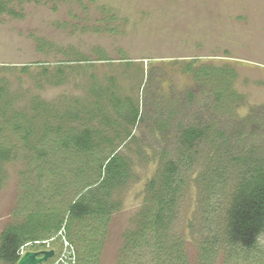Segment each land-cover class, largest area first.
I'll return each mask as SVG.
<instances>
[{
    "label": "rangeland",
    "instance_id": "374dc122",
    "mask_svg": "<svg viewBox=\"0 0 264 264\" xmlns=\"http://www.w3.org/2000/svg\"><path fill=\"white\" fill-rule=\"evenodd\" d=\"M4 3L0 145L11 155L0 161V235L23 222L36 235L63 220L76 243L64 230L62 239L35 247L70 245L76 258L77 251L89 259L96 248V264H169L152 244L137 256L125 246L139 231L138 212L153 206L145 200L150 180L173 160V218L153 237L180 246L176 264H264V235L250 250L229 245L225 234L232 197L251 166L240 161L264 157V0ZM116 99L139 109L131 139ZM188 126L206 135L186 150L176 139ZM86 127L95 133L93 150L62 146ZM113 153L130 167L112 196L119 206L105 228L92 220L80 228L69 219L70 204L102 187L101 165ZM141 233L151 241V232Z\"/></svg>",
    "mask_w": 264,
    "mask_h": 264
},
{
    "label": "trees",
    "instance_id": "16d2710c",
    "mask_svg": "<svg viewBox=\"0 0 264 264\" xmlns=\"http://www.w3.org/2000/svg\"><path fill=\"white\" fill-rule=\"evenodd\" d=\"M4 1L0 0V13L7 11ZM9 12L12 13L11 11ZM91 91L94 94L99 93L95 88H92ZM219 94L218 97L220 96ZM115 106L123 124L128 126L123 128L124 134L126 135L125 138L131 139V127L136 126L141 121L139 109L130 99L126 103H122L116 99ZM72 111H69V116L76 117V110L74 111V115L71 113ZM29 132L27 131L26 136ZM94 135L95 133L91 128H83L75 134L66 136L62 140V146L64 145L68 148L72 145L77 151H91L95 147V144H93ZM205 135L206 130L204 127L188 126L179 130L176 141L182 149H192ZM37 153L39 156L43 154L41 149ZM10 155L11 150L0 145V161H7ZM240 162L246 165L247 168L249 164L251 166L249 165V169H246L247 178H243L241 183L238 184L236 192L232 197L229 210L227 211L225 234L229 245L251 250L256 247L258 238L264 235V157L262 159L248 157L245 161L241 160ZM104 164L101 166L104 167L105 174L101 181L99 180V184H101L99 186L102 187L99 188L97 186L95 189L87 191L88 194L84 193L76 197L70 204L68 210L69 219L75 221L76 226L79 224L80 228L83 227L86 220L95 221L96 225L102 222L103 228H105L104 226L108 217L119 206L118 203L112 200V196L128 180L130 176L129 164L119 153L111 154L105 160ZM176 170L177 166L175 162L173 160H167L158 179L150 180L146 190L148 197L145 200H151L153 206L150 208L146 206L138 212L136 225H138L137 230L139 231H136L135 228L130 232L129 240L125 246L133 252L132 255H139L142 252L143 244L147 243L152 244L158 252L164 253V258L173 261V264L181 261L182 257L178 249L180 246L176 242L168 243V238L159 241V238L153 237V234H157L156 232L159 230L165 232L164 230L168 229V224L171 222L168 218H173V208L177 198L174 182ZM63 223L64 221L60 220L54 226H39L41 232H37L36 235L33 231L25 227L24 222L7 226L0 235V261L3 264H16L21 246L31 241L46 240L45 238L53 236L62 227L66 231L69 240L74 243V235H69V230L70 228L72 230V227H69V223L63 226ZM143 229L147 233L151 232V235L148 236L151 241L153 240L152 242H144L147 240L144 236L145 234L141 233ZM138 235L139 238L135 239ZM203 249L205 253L207 246L203 247ZM95 251L92 259H89V256L85 253L82 258H79L78 252L76 251V264H96L98 250L95 248ZM169 260L168 262L170 264Z\"/></svg>",
    "mask_w": 264,
    "mask_h": 264
},
{
    "label": "built area",
    "instance_id": "2783aa9c",
    "mask_svg": "<svg viewBox=\"0 0 264 264\" xmlns=\"http://www.w3.org/2000/svg\"><path fill=\"white\" fill-rule=\"evenodd\" d=\"M63 233H64V228L62 227L55 236H52L46 240L31 241V242L25 243L19 249L18 254L20 256L21 254H23L25 251H27L31 247H33L31 249L38 251L39 248H36L35 246H44L49 243H53L56 238L62 239ZM51 248L52 247L42 248V249H51ZM55 253H56L55 257L45 264H76V255H75L74 249L70 245H65L64 248L60 252L55 251Z\"/></svg>",
    "mask_w": 264,
    "mask_h": 264
},
{
    "label": "water",
    "instance_id": "95a60500",
    "mask_svg": "<svg viewBox=\"0 0 264 264\" xmlns=\"http://www.w3.org/2000/svg\"><path fill=\"white\" fill-rule=\"evenodd\" d=\"M54 249L27 250L21 254L16 264H45L55 257Z\"/></svg>",
    "mask_w": 264,
    "mask_h": 264
},
{
    "label": "flooded vegetation",
    "instance_id": "af4514ba",
    "mask_svg": "<svg viewBox=\"0 0 264 264\" xmlns=\"http://www.w3.org/2000/svg\"><path fill=\"white\" fill-rule=\"evenodd\" d=\"M39 250H41V249H39Z\"/></svg>",
    "mask_w": 264,
    "mask_h": 264
}]
</instances>
